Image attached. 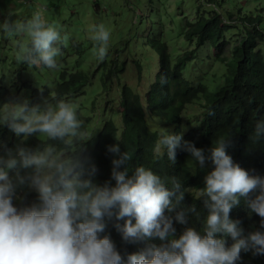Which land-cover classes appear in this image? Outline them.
Masks as SVG:
<instances>
[{
  "label": "clouds",
  "instance_id": "9594fccd",
  "mask_svg": "<svg viewBox=\"0 0 264 264\" xmlns=\"http://www.w3.org/2000/svg\"><path fill=\"white\" fill-rule=\"evenodd\" d=\"M213 6L207 3L203 7L211 10ZM193 17L189 15V19ZM0 27L15 41L18 64L57 67V57L62 54L59 45L66 44L68 37L61 36L43 10L35 11L24 21L7 19ZM90 33L94 54L103 61L110 32L103 24H94L90 26ZM230 42L227 51L234 45ZM193 47L189 45L181 54ZM135 48L136 45L132 49ZM148 50L154 52L156 63L153 65L157 71L155 49ZM213 52L218 68L212 81L203 67L208 52L196 49L197 57L188 63L192 73L194 67L199 69L196 72L199 80L203 72V80L211 91L218 88L212 86L215 77L220 84L223 82L225 62L230 57L229 52L226 55L222 52L219 57L224 60L220 61L217 51ZM201 53L206 57L202 58ZM148 56L147 63L152 64L153 56ZM148 80L144 79L145 90L128 85L146 93ZM73 101L61 99L55 104L33 105L27 99L17 98L4 103L0 111V126H6L20 138L13 148L0 143L3 150L0 154V264H124L105 231L106 222L112 220L123 240L149 241L141 251L127 256V264H238L242 253L249 257L247 264H264V177L249 175L233 161L226 151L231 146V137L218 139L206 156L204 149L184 140L183 133L176 134L163 124L153 128L157 131L153 143L158 156L166 152L169 161L175 163L176 150L181 149L203 169L210 161L214 165L203 178L204 186L196 193V199L202 200L206 210L202 230L189 226L177 236L174 221L183 225L188 223L190 215L199 217L195 205L183 203L186 191L182 183L172 177L168 187L159 175L144 166L135 167L129 176L132 156L121 151L118 142L108 147L113 154L114 185L108 181L103 185L95 183L97 169L94 164L86 165L81 152L97 130L85 131ZM190 105L182 112L183 130V121L186 124L198 112L184 120ZM100 118L103 121L111 118L118 129L122 127L120 116L110 110L104 108ZM30 137L40 143L27 147ZM254 137L257 140L264 137V120L256 122ZM243 209L246 210L244 217L256 220L252 228L263 232L245 235L241 222L230 219V213L237 215ZM225 237H230L232 243L228 244Z\"/></svg>",
  "mask_w": 264,
  "mask_h": 264
},
{
  "label": "trees",
  "instance_id": "16d2710c",
  "mask_svg": "<svg viewBox=\"0 0 264 264\" xmlns=\"http://www.w3.org/2000/svg\"><path fill=\"white\" fill-rule=\"evenodd\" d=\"M221 1L223 0H197L199 10L197 8L192 19L186 18L179 30L182 40L185 41L182 43L183 48L186 49L189 45L194 47L182 54L172 56L167 45L156 38L153 32L148 38L143 35L142 41L136 45L137 51L140 50L142 55L134 57L133 53L129 54V61H132L137 69L136 81L143 82L140 75L144 70L145 74H148L154 66L153 63H147L150 56L146 53L149 51L148 48L155 49L158 70L148 77L146 93L144 91L141 93L125 83L119 86L118 78L123 71L126 57L117 59L112 56L99 61L92 56V59L90 58L92 64L90 62L85 66L84 59H81V65L74 64L75 70L62 68L57 80L51 84L43 83L38 88H33L28 82L22 83V68L26 64L5 68L3 72L9 76L13 75L21 86L28 88L22 98L33 105L39 103L43 105L49 101L55 104L61 99L70 102L77 93L86 94L89 90L95 94L89 104L80 103L86 112L84 129L87 132L97 130L92 139L84 144V150L81 152V158L86 161V165L94 164L97 169L93 177L94 182L103 185L108 181L114 185L115 182L111 179L113 154L108 151V147L116 142L120 144L121 151L131 153L132 158L128 164L129 176L135 167L144 166L159 175L168 187H171L170 178H177L186 191L183 203L195 205L199 213V217L190 215L187 224L173 222L177 236L189 226L202 230L206 210L203 208L202 200L196 199V193L204 186L203 178L214 165L210 161L207 168L203 169L181 149L176 150L175 163L169 161L166 152L158 156L153 143L157 135L153 128H157V124L168 126L176 134L183 133V139L192 142L197 148L204 149L206 156L207 150L211 145L214 146L218 139L231 137V146L226 151L233 161L249 175L264 177V137L259 140L254 137L256 122L264 120V0H249L250 5L233 0L231 7L220 5ZM203 2L214 6L211 10L206 8L200 10ZM218 4L222 12L217 10ZM231 28L238 31L240 38L231 49H228L230 57L225 62L226 74L223 75V82L216 90L211 91L205 84L206 80H203V72L201 71L199 80V73L193 74L188 63L197 57L195 52L200 48L206 52L217 51V59L224 60L219 55L226 50L228 40H231L230 36L226 37ZM129 41L130 39L125 40L123 46L119 48L115 47L114 43L108 45L106 56L124 49V46L126 49ZM74 43L76 44L71 43L73 51L80 54L84 47L80 42ZM126 51L132 52L130 48ZM11 84L0 79V111L4 103L14 100V95L9 90ZM111 89L113 92H110ZM109 94L111 97H108ZM114 96H118L117 99H114ZM103 98L106 100L102 101ZM113 100L117 104L109 110L112 114L120 116L121 129H118L111 118L103 121L99 117L105 108L103 106L106 103H113ZM194 102L199 106L198 112L186 120L189 126L183 130L182 112L188 104ZM95 110H101L99 115L95 114ZM19 139L6 126H0V143L7 148H13ZM39 143L38 139L30 137L26 141V146L36 147ZM2 151L0 149V154ZM245 213V209L239 211L237 215L230 213V219L241 222L245 235L252 231L263 232L252 228L256 220L244 217ZM106 223L105 231H108V236L122 256L124 264H127L129 254L141 251L140 248L146 247V243H149L125 241L114 227L116 223L114 220ZM99 235L102 236L103 233ZM225 239L228 244L232 243L230 237ZM262 257L264 258V255ZM246 258L249 257L242 253L238 264H247Z\"/></svg>",
  "mask_w": 264,
  "mask_h": 264
},
{
  "label": "rangeland",
  "instance_id": "374dc122",
  "mask_svg": "<svg viewBox=\"0 0 264 264\" xmlns=\"http://www.w3.org/2000/svg\"><path fill=\"white\" fill-rule=\"evenodd\" d=\"M239 2L251 4L249 0H239ZM232 4L233 0L220 2V5L225 7H231ZM203 6H207V3L201 4L200 10L204 9ZM197 8V0H0V26L7 19L24 21L29 19L35 11L43 10L46 19L58 27L61 36L67 35L66 44L59 45L62 54L57 57V67L55 69H48L44 66L30 67L23 64L25 67L22 68V83L28 82L33 88H38L43 83L51 84L54 80H57L58 73L62 68L69 71L75 70L74 64L81 65V59H84V66L90 64L92 56L93 58L96 57L94 54V42L89 38V34H91L90 26L103 24L110 32L108 45L114 43L115 47L119 48L123 46L125 40L130 39L126 49L124 46V49L105 57V60L112 58V56L117 59L126 57L123 71L120 73V78H118L119 86L123 83L127 85L133 84L145 90L144 79H148L150 75L156 72V65L150 69L148 74L143 72L140 75L143 82H137L138 72L134 63L129 61V54L133 53V56L136 57L141 51H137V48L132 49L133 46L142 41L143 35L148 38L151 35L150 33L154 31L156 38L161 39L167 45L168 51L171 52L172 56L179 55L184 49L182 43L185 42L179 34L181 24L185 18H189V15L195 16ZM217 10L222 12L219 9V4ZM229 36L232 44H235L240 38L238 31L233 28H231L226 37ZM74 42H80L84 47L80 54L73 51L71 43L76 44ZM128 48L132 51L131 53L126 51ZM15 54L14 39L8 37L3 32L2 27H0V75L3 74L5 68L18 65L15 60ZM223 54H228V51H223ZM146 55H152L153 59L150 62L156 63L154 52L147 51ZM201 57L205 58L206 55L201 53ZM215 60L214 52L209 50L208 57L203 64L205 74L210 77L209 81H212L213 73L218 68V63ZM93 68H95V65H93ZM194 72L200 71L197 67H194L193 74ZM190 74L193 77V74ZM0 79L5 81V83H12L9 90L14 95V100L22 98L28 91V88L21 86L13 75L9 76L8 73H5ZM13 81L15 82L13 83ZM113 81L112 84L116 80ZM219 84L220 80L215 77L212 86L217 87ZM13 85L14 87H12ZM89 92L90 90L86 94L77 93L72 103L76 106L78 118L82 121H84L86 112L83 106L81 108L80 103L89 104L91 102L90 99L95 95ZM110 92H113V90L111 89ZM108 97H111L110 94ZM117 97L114 96L113 98L117 99ZM103 100L105 101L106 98H103ZM116 104L117 102L114 101L113 103H106L103 107L109 110L110 107H114ZM100 111H96L95 114L99 115ZM197 111V104H191L186 110L184 120ZM103 117L104 115L101 116V118ZM183 124L186 128L184 121Z\"/></svg>",
  "mask_w": 264,
  "mask_h": 264
},
{
  "label": "bare ground",
  "instance_id": "6f19581e",
  "mask_svg": "<svg viewBox=\"0 0 264 264\" xmlns=\"http://www.w3.org/2000/svg\"><path fill=\"white\" fill-rule=\"evenodd\" d=\"M64 74V73H63ZM65 76V75H64ZM60 77H62V76H60ZM63 78V77H62ZM64 79V78H63ZM63 79H60V80H63ZM60 82V81H59ZM62 82V81H61ZM57 85H60V84H57ZM63 85V84H62ZM45 90V89H44ZM56 90V89H55ZM54 91V90H53ZM40 93H43V92H40ZM54 93V92H53ZM44 94V93H43ZM47 94V93H46ZM51 94V93H50ZM52 95V94H51ZM57 95V93L55 94V96ZM51 97V96H50ZM54 97V96H53ZM53 97H52V100H53ZM47 98V97H46ZM41 99H43V98H41ZM45 99V98H44ZM43 103V102H42ZM49 103H50V101H49ZM2 108V107H1ZM196 187V186H195ZM194 188V187H193Z\"/></svg>",
  "mask_w": 264,
  "mask_h": 264
}]
</instances>
